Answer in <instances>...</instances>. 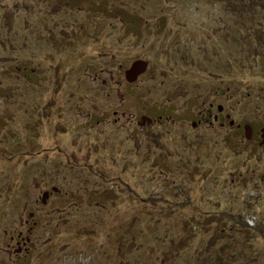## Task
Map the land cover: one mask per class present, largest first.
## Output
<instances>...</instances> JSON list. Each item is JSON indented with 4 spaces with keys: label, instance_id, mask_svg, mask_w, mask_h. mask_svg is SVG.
Here are the masks:
<instances>
[{
    "label": "rangeland",
    "instance_id": "1",
    "mask_svg": "<svg viewBox=\"0 0 264 264\" xmlns=\"http://www.w3.org/2000/svg\"><path fill=\"white\" fill-rule=\"evenodd\" d=\"M263 130L264 0H0V264H264Z\"/></svg>",
    "mask_w": 264,
    "mask_h": 264
},
{
    "label": "water",
    "instance_id": "2",
    "mask_svg": "<svg viewBox=\"0 0 264 264\" xmlns=\"http://www.w3.org/2000/svg\"><path fill=\"white\" fill-rule=\"evenodd\" d=\"M138 65H144L143 67H145L146 64H145V62H139V63H136V64L134 65L133 69H134V68H138V67H137ZM139 69H140V68H139ZM136 70H138V69H136ZM146 118L148 119L149 122H152V121H153V119H152L151 117H146Z\"/></svg>",
    "mask_w": 264,
    "mask_h": 264
},
{
    "label": "flooded vegetation",
    "instance_id": "3",
    "mask_svg": "<svg viewBox=\"0 0 264 264\" xmlns=\"http://www.w3.org/2000/svg\"><path fill=\"white\" fill-rule=\"evenodd\" d=\"M263 132H264V130H263ZM264 143V133H263V141L261 142V144H263ZM19 244H20V248H22L21 246V242L19 241Z\"/></svg>",
    "mask_w": 264,
    "mask_h": 264
}]
</instances>
